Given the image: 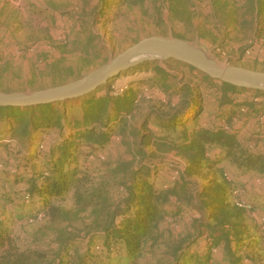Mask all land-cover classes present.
<instances>
[{"label":"trees","instance_id":"trees-1","mask_svg":"<svg viewBox=\"0 0 264 264\" xmlns=\"http://www.w3.org/2000/svg\"><path fill=\"white\" fill-rule=\"evenodd\" d=\"M133 1L103 0L101 12L106 16L115 5L130 11ZM249 8L262 15L264 0H251ZM254 39L250 47L264 46L263 22ZM165 62L182 74L146 60L133 66L129 79L117 83L121 72L80 97L0 106V150L7 155L0 162L8 196L53 223L69 221L70 210L63 206L68 201L90 220L85 237L65 232L56 240L59 252L50 264H140L163 237L165 217L192 206L206 218L170 246L169 264H261L246 250L264 259L257 199L250 210L236 206L233 189L239 185L225 166L228 161L244 176L264 177V154L248 147L250 142L264 147V142L256 132L241 134L260 113L253 98L264 102V90L219 81L175 59ZM120 86L126 88L116 93ZM147 96L159 104L143 112ZM116 142H123L127 152L110 161L107 153ZM169 152L187 163L174 179L175 170L165 175L162 161ZM102 157L105 165L98 168L93 160ZM203 170L214 173L206 184L193 178ZM170 205L177 210L170 212ZM77 241L86 244L84 252L72 250ZM35 256L47 258L23 250L0 215V264H34Z\"/></svg>","mask_w":264,"mask_h":264},{"label":"rangeland","instance_id":"rangeland-1","mask_svg":"<svg viewBox=\"0 0 264 264\" xmlns=\"http://www.w3.org/2000/svg\"><path fill=\"white\" fill-rule=\"evenodd\" d=\"M102 2L0 0V91L24 93L73 83L136 41L152 35L181 37L191 48L203 51L221 66L264 70V46L257 42L250 47L258 24L263 22L264 25V13L258 15L250 10L251 0H134L130 11L126 7L118 10L115 5L106 10V16L101 12ZM151 60L176 74L183 72L168 65L166 59ZM132 68L124 70L117 83L129 79L136 72ZM148 73L151 75L152 71ZM121 88L125 87H117L116 91ZM147 99L142 104L143 112L159 104L150 96ZM259 108L260 111L264 109V102ZM140 117L136 122L141 121ZM251 127L252 123L249 124ZM55 133H50L51 139ZM126 152L125 144L116 142L107 153L108 160L120 159ZM0 158L7 159L4 148L0 150ZM78 158L81 164L86 161L84 154ZM162 161L165 175L172 170L182 171L187 164L184 158L173 152L163 155ZM93 164L103 168L105 161L101 158L93 160ZM225 166L234 181L246 189L244 197L257 199L255 212L263 216L264 177L258 172L244 176L228 161ZM2 170L0 162V215L3 224L12 230L23 250L46 254V260L35 256L34 264L53 262L59 252L56 240L65 232L86 236L89 217L86 213L76 214L71 201L63 205L70 210L69 221L53 223L44 215L33 216L27 207L19 206L15 195L8 196ZM10 172H15V169ZM213 175V171L203 170L202 175L193 178L206 184ZM255 178L261 179V185L255 183ZM167 208L170 212L177 210L176 205ZM170 216L163 221V237L145 254L140 264H169L167 252L170 246L185 230L196 225L197 220L206 218L193 206L179 212L176 219ZM176 225L179 226L177 229ZM85 249L86 244L82 241L72 243L74 252L82 253ZM247 252L257 262L264 263L258 251L254 254L250 250Z\"/></svg>","mask_w":264,"mask_h":264},{"label":"water","instance_id":"water-1","mask_svg":"<svg viewBox=\"0 0 264 264\" xmlns=\"http://www.w3.org/2000/svg\"><path fill=\"white\" fill-rule=\"evenodd\" d=\"M155 58L175 59L219 81L264 90V70L237 65L221 66L201 56L199 51L180 38L152 35L140 39L94 72L73 83L24 93L0 91V106H34L80 97L106 84L124 70Z\"/></svg>","mask_w":264,"mask_h":264},{"label":"built area","instance_id":"built-area-1","mask_svg":"<svg viewBox=\"0 0 264 264\" xmlns=\"http://www.w3.org/2000/svg\"><path fill=\"white\" fill-rule=\"evenodd\" d=\"M126 88V87H125ZM124 91L123 88H121L120 91H116V93H122ZM253 101L255 103H257L258 105H260V103L262 102V100L258 97L253 98ZM235 121H237V119H235ZM252 123V127L249 128V124ZM225 129L227 131H232L231 126L229 125H225ZM251 132H256L259 136V138H261V141L264 142V109H262L260 111V113L253 118L252 120H250L242 129L241 134H251ZM249 150L253 151V152H258L261 151L264 154V147L262 145H260V148L257 147V144L255 142H250L249 144ZM102 159H104V157H102ZM180 170H175L174 174H173V179L176 178L179 175ZM255 183L257 185H261V179L260 178H255ZM246 192V189L242 186H236L233 189V196H234V202L236 204V206L238 207H244L248 210L252 209L253 203L251 200H248L244 197V194ZM260 225L261 228L264 229V215L261 216L260 218ZM179 226L176 225L175 229H177ZM218 251L217 248H213V252L216 253Z\"/></svg>","mask_w":264,"mask_h":264},{"label":"bare ground","instance_id":"bare-ground-1","mask_svg":"<svg viewBox=\"0 0 264 264\" xmlns=\"http://www.w3.org/2000/svg\"><path fill=\"white\" fill-rule=\"evenodd\" d=\"M202 52H203V51H202ZM202 52H200V55H201V56L205 57L206 59H209V60L213 61L212 58H210L209 56H207L205 53H202ZM214 61H215V60H214Z\"/></svg>","mask_w":264,"mask_h":264}]
</instances>
